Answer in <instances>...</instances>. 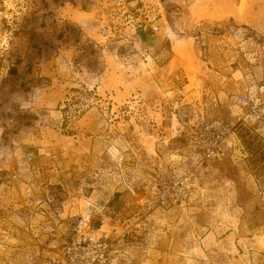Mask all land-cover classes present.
I'll return each mask as SVG.
<instances>
[{
	"label": "rangeland",
	"instance_id": "1",
	"mask_svg": "<svg viewBox=\"0 0 264 264\" xmlns=\"http://www.w3.org/2000/svg\"><path fill=\"white\" fill-rule=\"evenodd\" d=\"M14 1L0 0L16 24L0 59V264H60L102 234L106 264H264V130L234 101L264 84V0H54L43 17L64 61L27 68L21 88L31 10ZM211 122L235 146L197 167Z\"/></svg>",
	"mask_w": 264,
	"mask_h": 264
},
{
	"label": "built area",
	"instance_id": "2",
	"mask_svg": "<svg viewBox=\"0 0 264 264\" xmlns=\"http://www.w3.org/2000/svg\"><path fill=\"white\" fill-rule=\"evenodd\" d=\"M26 0H15V7L20 5L25 11L27 8ZM3 8L6 7L5 0L3 1ZM21 10L20 7L17 10ZM9 7L4 10L11 11ZM19 14H15L17 16ZM9 16L4 15L0 19V27L3 28L0 31V59L3 58V62H7L5 59V53L8 52V45L13 40V32L16 24H13V19L9 22ZM3 23V24H2ZM7 55V54H6ZM7 72V69L5 73ZM3 73H0L2 75ZM236 105L244 112L242 121L248 119L253 120L259 124L264 130V84H250L243 94H240L235 98ZM204 131L207 133L205 137L202 133L196 132L193 140V153L192 159L195 166L200 167L205 163L211 161H221L228 150L235 146V134L229 130V127L219 123L211 122L206 123ZM199 135V136H197ZM190 177L184 176L181 179L182 189L189 182ZM181 192V190H179ZM184 191L181 192L183 194ZM108 236L102 234L99 238H89V242L83 239L82 242L72 244L69 248L64 250L63 258L60 264H106L107 253L110 246L107 243ZM52 263L54 264V256L52 257Z\"/></svg>",
	"mask_w": 264,
	"mask_h": 264
},
{
	"label": "crops",
	"instance_id": "3",
	"mask_svg": "<svg viewBox=\"0 0 264 264\" xmlns=\"http://www.w3.org/2000/svg\"><path fill=\"white\" fill-rule=\"evenodd\" d=\"M79 0H70L68 3H65L64 6H69V10L72 12H78L79 6L75 3ZM85 1V4L91 2L92 0ZM29 5L28 9L31 10L30 15H26L24 19H22L21 24L19 26L18 35L15 38L17 43L15 45L19 49V63L20 66L17 68L18 70L12 76L14 79L10 81V83H15L18 87H23L25 82L27 81L28 73L27 68L30 70H34L35 75L39 78L42 77H52L54 76V72L60 70L59 62L64 61L63 54L54 55L53 51H50L52 47H54V20H51L49 24L45 22L47 18L43 17L44 11L50 10L52 12L51 17H54V0H51L49 8H47L46 4L42 0H28ZM46 2H48L46 0ZM63 10V8H60ZM65 9V8H64ZM80 12V11H79ZM91 12V10H89ZM87 11L84 12L81 10L80 13L88 14ZM48 17V16H47ZM60 35V33H58ZM59 37V36H58ZM57 37V39H59ZM61 37V36H60ZM18 62V60H17ZM54 65H56L54 69ZM14 72V71H13ZM40 92L41 87L37 88ZM21 91L17 92V96H20ZM15 95V93L13 94ZM25 102V100H22Z\"/></svg>",
	"mask_w": 264,
	"mask_h": 264
}]
</instances>
